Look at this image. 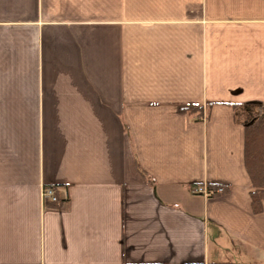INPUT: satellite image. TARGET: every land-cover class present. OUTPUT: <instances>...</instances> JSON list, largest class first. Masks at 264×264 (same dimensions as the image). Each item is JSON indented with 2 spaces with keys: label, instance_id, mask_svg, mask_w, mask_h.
Here are the masks:
<instances>
[{
  "label": "crops",
  "instance_id": "crops-1",
  "mask_svg": "<svg viewBox=\"0 0 264 264\" xmlns=\"http://www.w3.org/2000/svg\"><path fill=\"white\" fill-rule=\"evenodd\" d=\"M263 113L264 0H0V264H264Z\"/></svg>",
  "mask_w": 264,
  "mask_h": 264
},
{
  "label": "trees",
  "instance_id": "trees-1",
  "mask_svg": "<svg viewBox=\"0 0 264 264\" xmlns=\"http://www.w3.org/2000/svg\"><path fill=\"white\" fill-rule=\"evenodd\" d=\"M193 113L194 109H183ZM244 165L246 172L251 180L253 190L250 193L251 206L254 212H259L264 201V113L255 122L248 124L244 132ZM142 175V173H141ZM144 177V175H142ZM56 196L55 201L44 200L43 207L47 209H60L66 200L59 196L58 188L51 186ZM220 189V190H219ZM211 196L222 194L225 189L219 185L208 186ZM184 264H203V263H184ZM208 264H233L229 262L208 263Z\"/></svg>",
  "mask_w": 264,
  "mask_h": 264
},
{
  "label": "built area",
  "instance_id": "built-area-1",
  "mask_svg": "<svg viewBox=\"0 0 264 264\" xmlns=\"http://www.w3.org/2000/svg\"><path fill=\"white\" fill-rule=\"evenodd\" d=\"M220 190V189H219ZM197 192H204L206 195H209L211 194L212 192H208V191H205L201 188L197 189ZM41 198H42V201L44 200H51V201H55L56 200V196H55V193H54V189L47 185V186H43L42 189H41Z\"/></svg>",
  "mask_w": 264,
  "mask_h": 264
}]
</instances>
